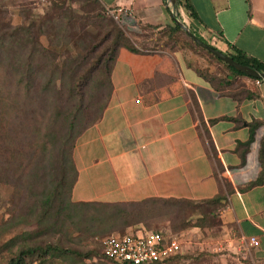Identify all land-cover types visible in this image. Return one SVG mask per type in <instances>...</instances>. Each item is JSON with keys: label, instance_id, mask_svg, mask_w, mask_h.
I'll return each instance as SVG.
<instances>
[{"label": "crops", "instance_id": "0c3cea01", "mask_svg": "<svg viewBox=\"0 0 264 264\" xmlns=\"http://www.w3.org/2000/svg\"><path fill=\"white\" fill-rule=\"evenodd\" d=\"M98 1L130 8L141 24L163 28L173 18L167 0ZM188 1L208 27L180 6L188 28L222 51L232 53L231 45L264 62V0ZM135 47L119 49L102 117L76 141L72 200L219 196L226 204L212 213L214 223L179 234L218 264H264V80L239 75L221 94L179 50Z\"/></svg>", "mask_w": 264, "mask_h": 264}, {"label": "trees", "instance_id": "16d2710c", "mask_svg": "<svg viewBox=\"0 0 264 264\" xmlns=\"http://www.w3.org/2000/svg\"><path fill=\"white\" fill-rule=\"evenodd\" d=\"M17 1L0 0V178L6 176L5 172L20 170L25 165L23 143L26 136L37 134L41 141L42 110L36 101H47L49 89H58L59 80L58 90L63 93L64 104L59 105L53 123L45 129L46 136L53 139V170L54 174L57 173V179L52 178L48 188L39 187L37 192L31 193V203L24 216L14 214L0 223V236L20 223L26 225L34 221L40 229L34 234L32 230L18 232L3 242L0 253H9L5 264H29L35 256L38 258L33 260L38 264H51L54 260L67 264H89L85 263L86 260L95 256L103 264H117L103 254L100 240V250L88 249L85 252L74 246L32 241L35 236L48 232H58L64 236L63 229L66 227L68 230V226L73 225L76 228L83 226L92 238L96 235L108 236L112 234L111 227H127L141 222L142 216L150 213L162 211L169 214L177 208V212L184 214L183 207L187 205L194 206V211L200 210L202 218L193 221L192 211L189 216L183 217L176 230L214 223L212 213L214 210L215 213L219 212L226 204L225 198L221 204L219 196L199 202L159 198L137 202L73 201L71 192L77 179L74 148L82 132L102 117L112 92L111 71L122 47L138 50L136 45L143 51H163L169 47L175 52L178 51L176 45H179L180 49L203 51L208 58L224 64V71L197 68L199 74L221 94L223 88L231 86L237 76L247 74L197 45L174 18L171 24L163 28L139 22L141 32H131L135 38L132 39L105 14L104 6L98 0H82L81 4L75 3L76 6L72 5L76 0H59L52 3L51 13L42 14L32 13V9L25 7L22 10L25 13L23 19L13 24L3 19L2 13L7 11V5H15ZM180 6L185 8L186 14L207 27L188 0H178L174 13L171 12L176 18L182 20ZM188 29L203 42L221 50L211 44V37L204 39L190 27ZM153 34L157 35L154 40ZM217 34L221 40V31H217ZM42 38L46 43L42 42ZM228 49L232 53L223 52L235 61L264 72L263 61L234 46L229 45ZM38 82L40 87L33 96L32 88ZM32 107L37 111L31 119L28 110L31 111ZM42 150L40 146L38 153ZM65 187L67 195L62 194ZM127 204L137 207L130 211L126 208ZM81 219L84 221L77 222ZM101 225L108 227L102 228ZM80 238L86 239V235L81 232ZM69 239L80 243L76 237ZM181 261L182 255L175 259L176 264H184Z\"/></svg>", "mask_w": 264, "mask_h": 264}, {"label": "rangeland", "instance_id": "374dc122", "mask_svg": "<svg viewBox=\"0 0 264 264\" xmlns=\"http://www.w3.org/2000/svg\"><path fill=\"white\" fill-rule=\"evenodd\" d=\"M59 0H18L15 5H7V11H4L2 13V18L5 21H8L10 23H17L20 20L23 19V16L25 13L22 12V10L25 7H28L32 9V13L36 14H42L45 12L51 13L53 10L52 3H57ZM67 1V0H64ZM73 1V0H69ZM77 2H72L73 6H76L75 3H82V0H76ZM18 4V5H17ZM126 34L132 39H135L133 37V33L130 31H125ZM156 34L152 35V40L156 38ZM42 42L46 43L45 38H42ZM176 48L180 51V53L183 56H187L190 62H192L194 65H197L201 68L210 69V70H217V71H224L225 67L224 64L219 63L217 61H214L213 59L208 58L203 51H192L186 48L180 49L179 45H176ZM163 51H166L167 53H173V50L169 47L164 48ZM59 83L57 84V88L59 89ZM40 87V82H38L37 85L33 86L32 88V95H36V91ZM58 89L50 88L49 90V96L47 101L38 100L36 101L39 105L40 109L42 110V119H41V141L38 139L37 134H30L29 136H26V140L23 143L25 147V158L26 163L23 165V167L20 170L13 171L11 173L5 172L6 176H1L0 181V223H3L5 220H7L12 215H22L26 213L28 210V204L31 203V193L37 192L39 187L42 188H48L49 182H51L52 178L55 180L57 179L56 174H54L53 166V154L55 153L54 146L52 144L53 139H49L46 136V128L50 126L53 123V118L56 112V109L59 107V105H63L64 102L62 100L63 93L59 91ZM58 93L60 94L58 96ZM55 107V109H54ZM32 107L31 111L28 110V116L34 118V113L37 111V109H34ZM40 146L43 147V150L41 153H38ZM48 182L45 184V182ZM67 187H65V191H62V194L67 195ZM185 206V205H184ZM137 206H132L130 204H127L128 210H133ZM185 213L180 214V212H177V208H174L173 212L169 213H162L161 212H154L150 213L149 215L142 216V221L137 222L135 224L129 225L127 227L120 226L118 228H112V234H125L128 232H145L150 230H159L162 231L163 234H177L180 235V229H175L176 226H178V223L180 224L183 217L189 216V214L194 211V206H186L183 207ZM192 214V213H191ZM84 219H81L77 222H83ZM28 225V226H26ZM18 224L15 228L9 229L5 234L0 236V245L8 240L10 237L15 235L16 233L20 232L23 233L25 230H29L33 232H37L40 228H37L36 222H29L28 224ZM217 224L215 228H217ZM102 228L108 227L106 225H101ZM187 229V228H186ZM81 232H83L86 235V239H81L80 235ZM64 236L61 233L58 232H48L45 233V235H38L35 236L32 241H38L41 244H45L46 242H50L53 244L59 243V245L64 246H74L76 248H80V251L82 250L85 252L88 249H99V242L102 237L106 235H96L93 238L91 236H88V232L85 230V228L82 226L80 228H76L75 225L69 227L68 230L66 227L63 229ZM88 233V234H87ZM180 233V234H179ZM76 237L77 241H80L79 244L70 241L69 237ZM184 240H186L184 245V251L182 254V259L184 264H218L220 261H216L214 259V253L205 250V249H196L191 248V241L189 235H183ZM9 256V253L6 251H3L2 254L0 253V264H5L7 257ZM95 256V255H94ZM38 256L33 257V259H37ZM31 259V263L29 264H38L36 260ZM102 261V260H101ZM98 260V258L95 256L93 259L86 260L85 263H95V264H103ZM48 264V263H47ZM50 264V263H49ZM51 264H67V262H59V261H53ZM105 264H112V263H106Z\"/></svg>", "mask_w": 264, "mask_h": 264}, {"label": "built area", "instance_id": "2783aa9c", "mask_svg": "<svg viewBox=\"0 0 264 264\" xmlns=\"http://www.w3.org/2000/svg\"><path fill=\"white\" fill-rule=\"evenodd\" d=\"M104 6L105 14L124 31H140L139 21L130 8ZM174 7L172 12L174 13ZM261 80H256L260 84ZM185 240L177 234H163L158 230L110 234L100 239L103 254L117 264H176L175 259L184 251ZM258 245L256 237L248 239Z\"/></svg>", "mask_w": 264, "mask_h": 264}, {"label": "water", "instance_id": "95a60500", "mask_svg": "<svg viewBox=\"0 0 264 264\" xmlns=\"http://www.w3.org/2000/svg\"><path fill=\"white\" fill-rule=\"evenodd\" d=\"M170 5L174 8H176L178 6V0H167ZM173 18L175 19V21L177 22V24L185 30V32L187 33V35L197 44L199 45L201 48L209 51L211 54L215 55L216 57H218L219 59H221L224 63L234 67L235 69L244 72L245 74L254 77L258 80H264V72H260L258 70H255L253 68L248 67L247 65L241 64L237 61H235L230 55L224 53L223 51L214 48L212 45H209L205 42H203L201 39H199L197 36H195L189 29L188 27L185 25L183 20H180L178 18H176V16L173 14L172 15Z\"/></svg>", "mask_w": 264, "mask_h": 264}]
</instances>
